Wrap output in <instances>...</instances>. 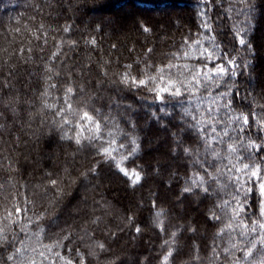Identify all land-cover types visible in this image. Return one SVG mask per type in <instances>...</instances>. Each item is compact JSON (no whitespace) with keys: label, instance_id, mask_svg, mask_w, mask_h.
<instances>
[{"label":"trees","instance_id":"trees-1","mask_svg":"<svg viewBox=\"0 0 264 264\" xmlns=\"http://www.w3.org/2000/svg\"><path fill=\"white\" fill-rule=\"evenodd\" d=\"M108 1L0 0V233L4 237L0 239V264H80L81 259L84 264H261L264 234L259 224H264V213L258 187L251 180L247 186L254 187V192L239 218L231 217V207L222 211L215 197L202 203L190 197L177 204L176 199L181 197L186 177H204L205 187L216 178L227 184L219 198L229 200L228 193L237 192L228 180L229 169L264 160V151L253 160L247 158L253 150L246 152L240 146L248 138L257 144L264 140V123L257 125L264 121V0H213V8L210 0H126L134 2L138 14L133 30L127 28V18L103 14ZM205 23L210 27H203ZM239 30L252 52L233 41ZM213 37L239 65L237 77H224L223 85L213 84L203 75L223 63L209 62L201 55L203 49L213 50ZM244 60L249 67L243 65ZM160 69L165 80L170 76L196 91L182 89L181 100L167 99L170 94L164 93L166 100L161 102L148 90L151 84L130 87L120 82L125 71L138 77L142 73L157 76ZM196 73L200 83L192 78ZM46 76L52 79L46 81ZM46 83L54 87L42 97ZM70 83L77 90L66 103L64 88ZM223 92L231 96L221 98ZM229 98L235 112L223 107ZM42 100L56 107L42 109ZM68 104L74 111L58 114ZM81 110L100 123L101 138L90 146L85 141L86 147L77 151L74 141H61L49 129L63 115L73 121L65 128L69 137L75 135L77 122L88 136L92 125L82 119ZM240 113L249 117L250 127L237 136L229 117ZM197 121L201 124L193 129L191 125ZM117 128L123 131L111 138L126 145L123 154L131 149V135H139L143 144L133 158L135 163L125 166L158 170L154 156L163 154V177L149 176L133 190L127 178L102 160L96 149L107 147L109 131L115 133ZM173 132L185 141L184 147L192 149L191 154L177 148ZM149 137H162L163 145L157 151L146 148ZM230 143L235 148L231 155ZM171 148L177 151L169 153ZM212 149L222 159L211 155ZM94 166H99L101 174L83 180L81 173ZM172 170L178 176L166 192L163 181ZM46 172L53 175L48 177ZM241 175L242 181L246 179ZM235 176L233 171V181ZM49 179H57L62 194L48 184ZM110 183L117 190L115 196L106 191ZM53 199L55 203L50 204ZM152 200L167 210L161 217L163 229L151 224L150 213L159 210L153 208ZM214 203L220 222H208L205 215ZM42 213L45 215L38 220ZM133 216L135 223L129 224L128 218ZM187 221L197 225L196 236L190 232L180 235L183 229L179 225ZM229 222L232 227H224ZM254 222H258L256 231L251 230ZM136 227L141 228L140 233ZM172 231H177L178 244L172 243ZM178 245L182 246L179 254ZM170 252L165 261L164 255Z\"/></svg>","mask_w":264,"mask_h":264},{"label":"snow or ice","instance_id":"snow-or-ice-1","mask_svg":"<svg viewBox=\"0 0 264 264\" xmlns=\"http://www.w3.org/2000/svg\"><path fill=\"white\" fill-rule=\"evenodd\" d=\"M203 27L208 28L210 25L208 23L203 24ZM145 30H148L147 28ZM18 31V29H17ZM243 30L236 31L233 36V41L238 40L239 45L247 47L248 52H252V46L250 44H247L244 36L241 34ZM249 31H251V26L249 27ZM213 40V50L209 51L208 49H203L201 52V55L205 57V59L209 62L214 60H222L223 63H217L214 68H209L207 72L203 73L205 80H211L213 84H221L223 85L224 77L228 78H235L238 75V68L239 65H237L234 61V59L229 58V53L226 48H221L219 44L215 43V38H212ZM94 42V41H93ZM234 47V45H233ZM226 65H231V68L226 67ZM243 65L245 67H249V62L247 60L243 61ZM126 68L130 69L131 66L128 65ZM46 70L51 71V69L46 66ZM215 73L216 76L213 78L211 76V73ZM157 76H149L145 73H142L139 77L132 75L131 71H125L124 73L120 74V82L124 85L130 86V87H141V86H148L152 85L148 90L150 92L155 93L154 99L159 100L161 102H164L166 100V97L163 95L164 93H169L170 96L167 99H177L181 100V91L182 89L187 92H195V88H185L184 84L179 80H174L170 76L165 80V76L163 74V70H158ZM105 76H107V72L105 71L103 73ZM199 73L193 74V80H196L197 83H200L198 79ZM52 77L46 76L45 80L50 81ZM155 81H161L162 83H154ZM99 83V82H98ZM262 84H264V81H262ZM54 87V85L47 84L45 85V91L41 93V96H47L49 92L47 91L48 88ZM229 88L234 87V85L229 84ZM80 91L84 90V85L81 84L79 86ZM77 89L72 86V84H68L64 88V99L65 102L69 100L72 93H74ZM221 98L224 97H230V92H223L219 94ZM84 103H88V101H84ZM233 101L231 98L228 99V102L223 105L224 108L228 109L230 112H235V109L232 107ZM55 104H49L46 100H42V109L43 108H55ZM74 111L71 104H68L67 109L61 108L58 112V114H62L65 111ZM82 111V119L84 121H89L92 125L90 129H87L89 131L88 136H84L83 132L86 131L82 123L77 122L76 123V132L75 135L72 137L68 136L67 131H65V128L68 124L73 123V121L68 120L66 118L61 117V120L57 122H53V125L50 127L49 132H57L61 141H67L72 142L74 141L77 146V151H80L86 147L85 141H87V144L90 146L93 144V142L97 139L101 138V125L98 121L94 120V118L89 114L86 110ZM99 111V110H97ZM160 111H164L163 108L160 109ZM185 112H187V109H184ZM152 116L155 117L156 113L153 112ZM107 120L108 117H105ZM181 119H184V117H181ZM129 122H131V118H129ZM187 123V122H186ZM260 123H264V121H257V125ZM201 122L197 121L196 124L191 125L193 129L198 128L200 126ZM229 125L233 126V131L237 133V136H242L245 131L250 127L249 125V117L247 115H244L243 113H240L238 115H232L229 117ZM136 125L133 124V130L135 131ZM186 130V129H185ZM123 131L122 129L117 128V131L113 133L112 131H109V142L108 146H100L96 149L97 154L102 157L103 161H106L107 164L111 167H115L120 174H122L125 178H127L133 187V190L136 186L141 185L144 180H146L149 176L153 177H163V174L165 172L164 164L162 163L163 159H166V157L161 154V156L156 157L154 159V163L158 166L157 169L150 168L149 170H145L143 165L138 166L139 170H137V167H133L131 169L127 168L125 166L126 162H132L135 163L134 157L137 156V153L141 152L143 149V144L140 142L141 138L139 135H131L130 140L128 141L129 145L131 146L130 151H127V154H123V150L126 149L125 144H118L116 139L111 138L114 135H119L120 132ZM213 132H215V127L212 129ZM202 133H198V136ZM224 134L227 135V129H224ZM172 136L175 138V142L177 144V148L183 152L184 154L188 155L191 154L192 149L189 147H184L185 141L179 136L178 132H173ZM127 138V137H126ZM213 139H216V136L212 137ZM257 139H260V133L257 132ZM246 152L248 149H252V152H248L247 158L255 159L256 156H259L261 151H264V140L261 141L260 144H257L254 140L251 138L247 139V142L240 145ZM177 148H171L169 149V153H173L177 151ZM229 154L231 155L232 152L235 151V148L233 147V144H228ZM205 151H209V149L206 147ZM74 155V154H73ZM211 155L215 156L217 159H222L221 153L217 151L216 149L211 150ZM171 158V157H167ZM239 156H237V160H239ZM231 163V161H230ZM65 174L69 173V169L65 167L63 169ZM217 172H219V169H216ZM233 171H235L236 176L235 180L233 181ZM95 174V176H99L101 174V169L99 166H94L90 169H88L86 172L81 173V177L83 180H87L89 176L92 174ZM243 177H246L242 181V175ZM46 175L48 177H51L53 175L52 172H46ZM198 173H195L194 176H198ZM211 175V174H210ZM178 174L174 170L169 172V175L167 176L166 180L163 182L165 183V191L171 190V185L173 181L177 178ZM69 178H71L69 176ZM228 180L233 183V187L237 190L236 194L233 195L232 193H228L229 200H221L219 198V192L224 191L227 188V184H223L219 182V179L216 178L213 181L208 182V186L205 187V179L204 177H200L197 179H190L185 178V186L180 188L181 197H183V200L181 197H177L176 202L177 204H182L184 200H189L190 197H194L196 203H202L203 199H213L215 197L217 200H219V204L221 207V210L223 211L224 208L231 207V217L232 218H239L243 214L244 207L246 206V201L249 196H251L254 192V187H248L247 181L251 180L253 182V185L258 187V194L261 197V203H260V210L262 213H264V160H262L260 163L255 164H243L242 168H235L233 166V169H229L228 171ZM212 183H215V188H212ZM48 184L52 187L56 188V191L60 194L63 193L62 188L56 187L58 184L57 179H49ZM211 189V192H210ZM199 193V195H197ZM158 195V194H156ZM243 196V199L240 197ZM50 204L55 203V199L52 201H49ZM153 208H159V206L156 203V200H152ZM215 209V203L207 209L206 216L208 217V222H220L221 217L217 216ZM19 210V209H17ZM166 209L159 208V210L154 211V214L150 213L151 216V224L154 227H161L163 229V224L161 221V217L166 215ZM45 214L42 213L41 216H38L37 219L41 220V217H43ZM135 216L129 217L128 222L129 224L135 223ZM55 222V221H54ZM258 222H254L252 226V231H256ZM224 227L231 228V222L224 225ZM224 227L220 228V231L223 232ZM179 229H183V231L180 232V235L183 236L184 233L190 232L193 236H196L198 233V227L197 225L191 223L190 221H187L185 224L179 225ZM178 229V230H179ZM259 229L262 234H264V224H259ZM136 232L140 233L141 228L136 227ZM171 236L175 239H173L172 243L178 244V237H177V231H172ZM2 233H0V239H3ZM67 238V237H65ZM168 243L167 241L165 242ZM261 243H264V235H262ZM98 246L103 249L105 246L100 243ZM255 245H253L254 247ZM180 250H182V246L178 245L177 254H179ZM228 249L225 248V252H227ZM78 256H82V254L77 253ZM89 255L95 256V252H90ZM172 255V253L165 254L163 259L165 261H169V257ZM8 259H12L11 256L8 257ZM66 264H72L71 261H66ZM80 264H84V260L81 259ZM138 264V261H137ZM236 264H239L237 261ZM261 264H264V260L261 261Z\"/></svg>","mask_w":264,"mask_h":264},{"label":"rangeland","instance_id":"rangeland-1","mask_svg":"<svg viewBox=\"0 0 264 264\" xmlns=\"http://www.w3.org/2000/svg\"><path fill=\"white\" fill-rule=\"evenodd\" d=\"M209 2L211 4L210 8H213L214 1L210 0ZM135 8H136L135 4L132 1L110 0V1H108V3L106 5H104V7H102V12L106 16L119 15V16L127 18L126 22H128V24H129V27H127V28L129 30H133V28H134L133 22L136 21L138 18V14L136 13ZM162 11H164V9ZM151 14H156V13L152 11ZM89 15L94 16L93 11H90ZM156 16H158V15H156ZM163 141L164 140L162 137H155V138L149 137L146 148L148 147V149H150L152 151H157L159 149V147L163 145ZM16 145H18V143ZM156 157H157V155L154 156V159ZM105 187H106V191L109 193V195H112V196L116 195L117 190L114 189V187L112 186L111 183L106 184ZM128 196H131V194H129ZM188 217L193 218L194 216L189 215ZM199 229L201 231L200 227H199Z\"/></svg>","mask_w":264,"mask_h":264},{"label":"clouds","instance_id":"clouds-1","mask_svg":"<svg viewBox=\"0 0 264 264\" xmlns=\"http://www.w3.org/2000/svg\"><path fill=\"white\" fill-rule=\"evenodd\" d=\"M70 179V183L72 182V178H69Z\"/></svg>","mask_w":264,"mask_h":264}]
</instances>
